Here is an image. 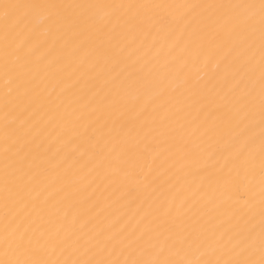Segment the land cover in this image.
Instances as JSON below:
<instances>
[{
	"label": "bare ground",
	"instance_id": "6f19581e",
	"mask_svg": "<svg viewBox=\"0 0 264 264\" xmlns=\"http://www.w3.org/2000/svg\"><path fill=\"white\" fill-rule=\"evenodd\" d=\"M259 2L0 0V260L227 259L252 229L259 259V9L208 7ZM135 138L151 151L124 164Z\"/></svg>",
	"mask_w": 264,
	"mask_h": 264
},
{
	"label": "snow or ice",
	"instance_id": "6c2138e0",
	"mask_svg": "<svg viewBox=\"0 0 264 264\" xmlns=\"http://www.w3.org/2000/svg\"><path fill=\"white\" fill-rule=\"evenodd\" d=\"M45 8V9H62V8H83V9H92L96 7H103L102 5H93V4H77V5H58V4H46V5H39V4H32V5H5V8ZM129 7H134L129 5ZM208 7H231L233 9H259V24H260V38H261V59L264 61V0H260L259 5L255 4H238V5H208ZM7 13H5V17L7 18ZM49 21L52 25H67L71 28H77L81 22L79 19H73L71 17L65 16L63 18H59L57 16H49ZM254 21V16L250 15L245 17L242 21L238 22L239 25H248ZM133 27H139L140 22H133L129 21ZM82 34V33H79ZM5 39H8L6 34ZM107 100L108 97H105ZM261 125H262V132H261V151H260V159H261V169L264 171V63L261 66ZM132 109L129 108L128 111ZM125 125H121V132H123ZM131 133H125V136H130ZM126 147L123 149L121 155L124 158L123 163L128 164L129 160V153H133L135 160L138 161L142 159L149 151H151V147L149 144L145 143L143 139L135 138L134 142L125 140L124 141ZM213 154H210V156ZM243 150H240L236 153V159H239L243 156ZM26 157L21 158V168L20 171L24 172L23 163ZM135 162V161H133ZM226 166V165H225ZM119 170V169H117ZM262 208H261V225H260V233H259V242H260V256L259 259L253 258L254 254L251 253V248L253 244H250L249 241L252 240V232L254 229L250 230L247 237H244L238 241V243L232 248L229 249V252H235V255L230 258H223L222 256L216 259H183V260H174L169 258H159L164 256L165 249L161 248L160 252L158 253L157 258L153 259H132V260H125L123 264H264V192H262V200H261ZM7 230V227H6ZM14 239L12 243L15 245V250L23 251L25 253H32L34 254L37 249L32 247V238L27 237L26 233H22L18 239L15 238V230L12 233ZM27 237V238H26ZM71 235H66L63 238H57L54 236H49L46 244H51L52 248L54 249L60 245H66L71 240ZM199 237L195 236L193 233H188L184 236L183 240L181 241L183 244H187L190 248L192 245H196L197 250L200 247L204 246V241H200L198 243ZM73 245L79 244V239L72 241ZM226 247V245L224 246ZM239 248V251L236 252L235 249ZM91 251V249H88ZM0 264H121L118 260H109V259H76V260H45V259H29V260H0Z\"/></svg>",
	"mask_w": 264,
	"mask_h": 264
}]
</instances>
